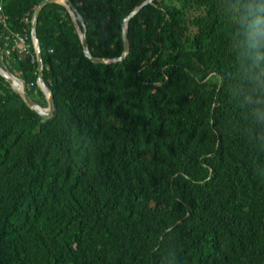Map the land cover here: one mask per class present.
<instances>
[{
  "label": "trees",
  "instance_id": "1",
  "mask_svg": "<svg viewBox=\"0 0 264 264\" xmlns=\"http://www.w3.org/2000/svg\"><path fill=\"white\" fill-rule=\"evenodd\" d=\"M41 1L0 0L32 45L0 63L46 107ZM69 1L91 55L114 60L146 0ZM244 3L155 0L110 66L63 6L40 11L56 109L43 119L0 76V264H264V62L244 47Z\"/></svg>",
  "mask_w": 264,
  "mask_h": 264
},
{
  "label": "water",
  "instance_id": "2",
  "mask_svg": "<svg viewBox=\"0 0 264 264\" xmlns=\"http://www.w3.org/2000/svg\"><path fill=\"white\" fill-rule=\"evenodd\" d=\"M154 1L155 0L144 1L124 19L122 30H121L123 52L120 58H117L114 60H108V59H97L91 55L90 51L88 50V44H87V38H86V35H87L86 26L82 20L81 15L77 11V9L73 6L71 1L69 0H43L36 6L32 14L31 23H30V37H31V42H33V47L35 51V59L38 63V86L43 91L47 106L41 107L36 102H34L28 94L27 82L24 79L13 75L1 63H0V76L9 84V86L15 92L19 94L23 102L26 104V106L30 110L36 112L39 116H41L45 120L51 119L53 118L54 112L56 109L55 103H54V95L52 91L49 89V87L46 85L43 79V74H44L43 50H42L41 43L39 42L37 38V33H36L37 19H38V15L40 11L47 4H59L63 6L70 13L72 19L75 22L76 29H77V32L80 38V43H81V46H82V49L84 51L86 58L95 65L110 66V65H117V64L123 63L128 58V55L130 53V44L128 40V24L132 19H134L135 16H137L140 13V11L143 8L153 5ZM77 21L80 23L81 29H79V26L76 23Z\"/></svg>",
  "mask_w": 264,
  "mask_h": 264
},
{
  "label": "clouds",
  "instance_id": "3",
  "mask_svg": "<svg viewBox=\"0 0 264 264\" xmlns=\"http://www.w3.org/2000/svg\"><path fill=\"white\" fill-rule=\"evenodd\" d=\"M240 21L244 31V47L257 64L264 62V0H246Z\"/></svg>",
  "mask_w": 264,
  "mask_h": 264
},
{
  "label": "built area",
  "instance_id": "4",
  "mask_svg": "<svg viewBox=\"0 0 264 264\" xmlns=\"http://www.w3.org/2000/svg\"><path fill=\"white\" fill-rule=\"evenodd\" d=\"M7 16L2 13V8L0 6V28H7ZM8 34L5 36H1V42H3V46L0 42V53L3 57H10L11 54L16 53L19 59H24L27 56L31 55L32 45L28 42L27 34L25 33H16L8 30Z\"/></svg>",
  "mask_w": 264,
  "mask_h": 264
},
{
  "label": "bare ground",
  "instance_id": "5",
  "mask_svg": "<svg viewBox=\"0 0 264 264\" xmlns=\"http://www.w3.org/2000/svg\"><path fill=\"white\" fill-rule=\"evenodd\" d=\"M38 38V37H37ZM44 76V75H43ZM53 93V92H52ZM56 107V106H55ZM55 113V112H54Z\"/></svg>",
  "mask_w": 264,
  "mask_h": 264
},
{
  "label": "rangeland",
  "instance_id": "6",
  "mask_svg": "<svg viewBox=\"0 0 264 264\" xmlns=\"http://www.w3.org/2000/svg\"><path fill=\"white\" fill-rule=\"evenodd\" d=\"M2 64V63H1Z\"/></svg>",
  "mask_w": 264,
  "mask_h": 264
}]
</instances>
